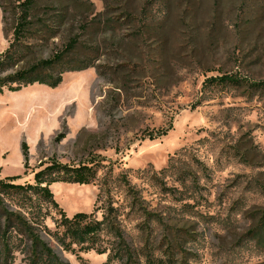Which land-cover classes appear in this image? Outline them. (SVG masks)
Returning a JSON list of instances; mask_svg holds the SVG:
<instances>
[{"label": "rangeland", "instance_id": "obj_1", "mask_svg": "<svg viewBox=\"0 0 264 264\" xmlns=\"http://www.w3.org/2000/svg\"><path fill=\"white\" fill-rule=\"evenodd\" d=\"M32 1L22 65L75 40L58 69L88 68L63 73L55 88L0 92V179L33 183L50 161L94 165L91 184L49 189L67 217L102 220L114 209L115 229L101 236L111 257L118 231L136 264H264L248 236L264 209V0ZM14 2L0 0L9 11L3 20L0 7V56L13 40ZM222 76L241 86L204 87ZM38 230L63 262H127L72 255ZM6 236L8 263L27 264L28 243Z\"/></svg>", "mask_w": 264, "mask_h": 264}, {"label": "trees", "instance_id": "obj_2", "mask_svg": "<svg viewBox=\"0 0 264 264\" xmlns=\"http://www.w3.org/2000/svg\"><path fill=\"white\" fill-rule=\"evenodd\" d=\"M3 13V20H6V13L9 11L0 4ZM32 0H15L11 9L14 18L13 40L8 48L0 56V92L3 89L8 91H21L23 88L33 84L47 85L55 88L62 81V74L65 72H78L88 67L67 65L61 69L58 66L67 58L75 48V40H71L65 49L49 59L39 60L28 65H22L24 61L23 50L28 48L25 40L27 33L34 29L35 23L31 9ZM16 68V69H15ZM9 72H13L9 74ZM231 84L239 87V80L229 76L208 78L204 87L225 86ZM256 88L264 89V82L257 83ZM170 126L165 130L156 133H149L148 139H155L165 135ZM24 167L28 168V147L22 144ZM42 169L33 173V183L17 184V178L4 177L0 179V222L3 220V231L0 232L3 240L0 251V264H9L10 247L7 234L16 232L28 243L27 264H69L61 261L52 248L39 236L38 228L48 234L67 253L78 255L94 251L97 255L107 253V262L123 261L125 264H136L131 261V254L126 244L121 240V234L114 231L119 239L117 249H113L114 256L111 257L110 250L102 240L103 227L114 228L111 221L114 209L107 208L102 220H97L93 213H76L67 217L65 212L59 208L53 199L49 187L57 182L68 184L89 185L95 179L96 169L94 165L68 166L57 162H48ZM40 167V168H41ZM264 193V187L262 188ZM14 200V208L17 212L8 210L9 204L3 196ZM45 208V209H43ZM44 210V212H43ZM53 212V214H51ZM146 216L149 214H145ZM256 224L249 230L248 236L254 240L257 246L264 248V209L256 214ZM50 218L55 230L51 231L45 224ZM1 229V228H0ZM0 235V237H1ZM79 258V257H78ZM114 258V259H112Z\"/></svg>", "mask_w": 264, "mask_h": 264}]
</instances>
